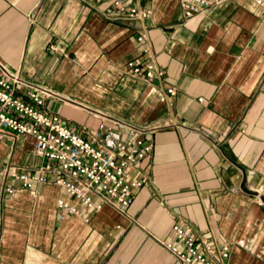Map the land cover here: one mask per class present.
<instances>
[{
    "label": "crops",
    "instance_id": "crops-1",
    "mask_svg": "<svg viewBox=\"0 0 264 264\" xmlns=\"http://www.w3.org/2000/svg\"><path fill=\"white\" fill-rule=\"evenodd\" d=\"M179 1L140 0L149 13L127 19L135 0H0L17 94L46 89L44 107L78 131L119 120L128 128L111 139L144 132L154 146L129 216L105 206L60 219L54 184L0 194V264H182L160 244L177 222L229 244V264H264V5L224 0L184 19ZM146 48L162 77L128 72ZM42 163L32 136L0 138V170Z\"/></svg>",
    "mask_w": 264,
    "mask_h": 264
},
{
    "label": "built area",
    "instance_id": "built-area-1",
    "mask_svg": "<svg viewBox=\"0 0 264 264\" xmlns=\"http://www.w3.org/2000/svg\"><path fill=\"white\" fill-rule=\"evenodd\" d=\"M125 1L112 0L111 3L120 10L125 7ZM139 1L130 4L125 18L139 19L149 13L137 4ZM256 1L264 5V0ZM223 2L179 1L184 19L206 13ZM144 39L145 35H141L137 40ZM143 54L146 58L141 63L128 61V72L136 77L144 72L146 79L162 77L163 70L154 61L150 48L144 49ZM20 84H25L20 74L0 58V138L32 136L34 150L43 158V163L30 170L13 166L2 168L0 194L10 197L20 190L34 192L37 186L54 184L65 194L57 201V207L64 210L60 219L89 210L96 213L105 206L129 216L136 192L144 185L134 171L142 168L153 152L152 139L142 136L144 132L129 140L111 139L113 131L120 136V132L128 128L119 120H114L112 127L102 122L94 130L80 132L44 107L46 97L52 93L26 84L25 98L17 94ZM169 94H176V90L170 88ZM171 231L172 238L161 240L160 244L182 264H229V244L216 248L206 238L187 231L181 222L175 223Z\"/></svg>",
    "mask_w": 264,
    "mask_h": 264
}]
</instances>
